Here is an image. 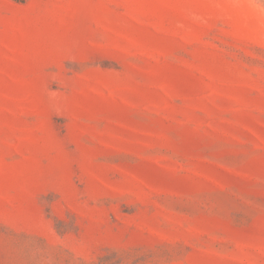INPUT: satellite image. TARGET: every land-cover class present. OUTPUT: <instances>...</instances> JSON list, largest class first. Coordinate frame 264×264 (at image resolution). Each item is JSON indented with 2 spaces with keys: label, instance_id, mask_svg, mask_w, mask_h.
Here are the masks:
<instances>
[{
  "label": "rangeland",
  "instance_id": "rangeland-1",
  "mask_svg": "<svg viewBox=\"0 0 264 264\" xmlns=\"http://www.w3.org/2000/svg\"><path fill=\"white\" fill-rule=\"evenodd\" d=\"M0 264H264V0H0Z\"/></svg>",
  "mask_w": 264,
  "mask_h": 264
},
{
  "label": "trees",
  "instance_id": "trees-1",
  "mask_svg": "<svg viewBox=\"0 0 264 264\" xmlns=\"http://www.w3.org/2000/svg\"><path fill=\"white\" fill-rule=\"evenodd\" d=\"M18 1H25V0H18Z\"/></svg>",
  "mask_w": 264,
  "mask_h": 264
}]
</instances>
